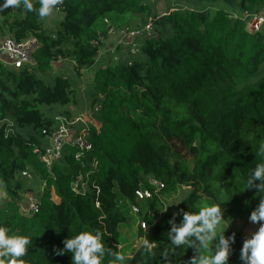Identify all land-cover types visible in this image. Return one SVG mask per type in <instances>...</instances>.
Returning a JSON list of instances; mask_svg holds the SVG:
<instances>
[{"label":"trees","instance_id":"obj_1","mask_svg":"<svg viewBox=\"0 0 264 264\" xmlns=\"http://www.w3.org/2000/svg\"><path fill=\"white\" fill-rule=\"evenodd\" d=\"M177 1L180 7L160 14L150 0H63L54 9L62 13L56 30H46L36 11L22 6L0 11V36L39 40L31 64L11 68L0 61V226L32 241L18 264H71V253L54 255L53 248L81 231L100 232V264H191L196 237L175 245L169 235L185 212L217 205L228 218H248L264 196L244 189L251 170L264 163L257 155L264 144V33L248 32L225 7L264 12V0ZM32 3L39 8L38 0ZM147 22L156 38L137 39L134 51L123 42L106 49L115 36L109 27L138 30ZM60 59L72 63L76 76L92 71L93 148L76 160L67 145L47 167L39 155L56 122L40 106L78 101L74 80L53 71ZM89 171L85 190H71L74 177ZM151 179L163 187L155 191ZM180 185L188 193L174 213L156 221L160 195ZM26 190L40 199L30 217L18 212ZM143 190L151 195L139 198ZM133 205L154 243L126 256L120 227ZM232 233L228 264H241L244 238L239 230L224 231Z\"/></svg>","mask_w":264,"mask_h":264},{"label":"clouds","instance_id":"obj_2","mask_svg":"<svg viewBox=\"0 0 264 264\" xmlns=\"http://www.w3.org/2000/svg\"><path fill=\"white\" fill-rule=\"evenodd\" d=\"M62 2L63 0H38L39 8L34 9L32 0H0V11L9 7L19 8L22 6L26 11H36L40 18H46ZM257 155H264V144H261ZM252 188L264 193V163H258L247 177L244 189ZM167 208L159 209L166 211ZM225 220L221 207L217 205L203 206L194 214L185 212L181 225L178 227L173 225L169 235L175 245L187 243L189 237L193 235L196 237L199 246L197 256L193 257L191 264H228L232 251L231 246L235 243V233L225 237L224 231L228 227L222 226ZM248 220L252 224H258L259 227L243 240L239 260L241 264H264V196L250 212ZM100 237L99 231L95 233L81 231L71 238L64 239L63 247H54L53 253L58 256L71 253V264H100V258L104 255ZM31 243L28 236L9 235L8 229L0 226V264H18L20 258L25 256ZM144 243L149 248L151 247L148 241L145 240ZM210 246L211 251H209ZM116 258L123 260V256L120 255H117Z\"/></svg>","mask_w":264,"mask_h":264},{"label":"built area","instance_id":"obj_3","mask_svg":"<svg viewBox=\"0 0 264 264\" xmlns=\"http://www.w3.org/2000/svg\"><path fill=\"white\" fill-rule=\"evenodd\" d=\"M229 17L232 19H240L245 23V28L248 32H262L264 33V12H230ZM109 33H119L122 42L127 39L128 44L131 45L132 51L136 47V41L132 40L131 33L140 35V38H156L157 32L153 29L152 24L147 22L138 30L127 31L125 29L118 30L117 33L112 27H109ZM121 42V41H120ZM39 47V40L35 36H28L21 40H16L12 37H5L0 40V61L11 68H22L27 64L32 63V54ZM98 110V106L95 107ZM56 122L51 134L49 135V146L43 154L39 155V159L45 163L47 167L55 161H58L62 155L65 147L71 146L75 149L74 157L76 160L81 159V155L92 150L93 146L89 139V127L90 120L86 116H66L59 114L54 117ZM91 167H96V162H91ZM87 172L85 175L82 173L77 174L71 181V190L74 192L85 190V184L83 177H88ZM27 174V172H24ZM28 175V174H27ZM150 183L155 186V191H158L163 187V184L158 180L151 179ZM139 198H148L151 193L148 190L137 192ZM29 195L27 206L23 205V202L19 205L18 212L22 216H33L39 210L40 199L39 197ZM30 205V206H29ZM98 206V202H95ZM29 206V207H28ZM28 207V208H27ZM138 211L136 206H131V212L136 213ZM144 223V222H143Z\"/></svg>","mask_w":264,"mask_h":264},{"label":"rangeland","instance_id":"obj_4","mask_svg":"<svg viewBox=\"0 0 264 264\" xmlns=\"http://www.w3.org/2000/svg\"><path fill=\"white\" fill-rule=\"evenodd\" d=\"M153 3H155V8L157 10L158 13L162 14V13H166L170 10H173L177 7H180V5L182 3L178 2L177 0H150ZM227 10L232 11L234 13H239L236 12V10L233 9H229L228 6H225ZM114 15V14H111ZM62 18V13L58 10H53V13L46 18H42L41 22L42 25L44 26V28L46 30H56L59 26V21ZM127 31H131V30H127ZM117 33V32H116ZM131 38L132 40L136 41L137 39H139L140 36L139 34L136 35V33H131ZM8 35L5 33L2 36H0V40L4 39L5 37H7ZM117 40H116V44L118 41H121L123 39H121V36L119 35V33H117ZM128 44L127 41H123V47L125 48L126 45ZM113 50V48H112ZM102 50L100 51V55L103 56V53H101ZM59 61V63L62 64L63 68H60V70L57 68V63L54 64V69L53 71L57 70L60 73H63L65 76L70 77V79L72 78L74 80V85L76 86V92H77V104L76 105H64V106H60V105H52L50 107L47 106H40V109L44 112L45 116L48 118H54L55 116L59 115V114H63L66 115V113H69L68 115L70 116H77V115H83V117L86 118V116L88 117V119L91 121V119L89 118V110H90V106H89V96L87 94V89H88V84L90 81V74L92 73V71L89 73L88 71H84L80 76H76V74H73L72 68H71V62L66 59V60H62ZM54 74V73H53ZM71 113V114H70ZM29 178H24V182L26 184H28L29 179L31 177V174L26 171ZM43 184L41 185L40 188H42ZM189 188L185 185H180L177 188V191L175 193H171L168 195H160V200H162V208H167L166 211H160V209H158L157 211V216H156V221L164 214H172L174 213L176 206L178 205V203L180 202V200L188 193ZM3 189L2 187H0V192H2ZM33 195L36 196L35 192H31V191H23L22 193V200L21 202H23L24 206H27L28 200H29V195ZM37 198V197H36ZM35 199V198H34ZM30 206V205H29ZM28 206V207H29ZM27 207V208H28ZM223 210V218L226 219L223 222V227H227L226 229H234V230H239L243 236V238H247L248 236L251 235V233L255 230H257V228L259 227L258 224H252L249 222L248 218H241V217H236V218H228L226 216V213ZM132 218V219H131ZM225 229V230H226ZM120 232L123 236V240H124V244L123 247L126 246L125 248V252L124 254L126 256H130L131 252L133 250H136L139 246L144 245V241H148L149 245H153V239L151 236V226L147 225L145 223H143L142 221H139L136 218V215H134L133 213H131L130 211V215H128L126 217V220L124 221V223L121 225L120 227ZM122 245H119V248ZM199 246V243H198ZM214 247V245H213Z\"/></svg>","mask_w":264,"mask_h":264},{"label":"crops","instance_id":"obj_5","mask_svg":"<svg viewBox=\"0 0 264 264\" xmlns=\"http://www.w3.org/2000/svg\"><path fill=\"white\" fill-rule=\"evenodd\" d=\"M59 11V10H58ZM117 36H109L108 37V39L106 40V42H105V44H106V49H111L112 50V48H113V50H114V48H115V46H116V40H117V38H116ZM118 42H120V41H118ZM59 61H61V60H59ZM59 61L57 62V68L60 70V68H63L62 67V64L61 63H59ZM71 68H72V63H71ZM56 72H58L57 70H56ZM58 73H60V72H58Z\"/></svg>","mask_w":264,"mask_h":264}]
</instances>
